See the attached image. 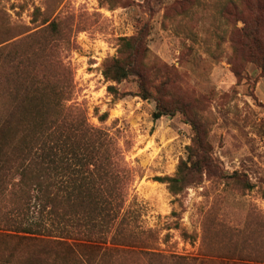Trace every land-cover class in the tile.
Returning <instances> with one entry per match:
<instances>
[{
	"label": "rangeland",
	"instance_id": "rangeland-1",
	"mask_svg": "<svg viewBox=\"0 0 264 264\" xmlns=\"http://www.w3.org/2000/svg\"><path fill=\"white\" fill-rule=\"evenodd\" d=\"M114 59L132 72L120 83L104 76ZM26 96L55 100V126L80 115L118 148L129 175L106 180L123 196L104 234L125 253L104 264H264V0H0V124L39 119L36 103L19 107ZM189 154L209 163L173 194L160 180ZM25 201L0 193V233L27 236ZM39 220L40 239L83 240L69 220ZM32 252L20 246L13 264Z\"/></svg>",
	"mask_w": 264,
	"mask_h": 264
},
{
	"label": "trees",
	"instance_id": "trees-1",
	"mask_svg": "<svg viewBox=\"0 0 264 264\" xmlns=\"http://www.w3.org/2000/svg\"><path fill=\"white\" fill-rule=\"evenodd\" d=\"M138 45L137 40H128L125 44L132 54L139 52ZM131 73L120 59L108 62L104 69L105 78L116 83L127 79ZM108 91L116 93L113 86H109ZM65 93L59 94L60 99L68 101L63 98ZM29 102L37 104L38 120L26 118L24 128L20 131H16L17 126H14V114L0 124V193L8 186L10 192L24 194L30 201L17 207L16 211L20 209L17 213H22L21 209L24 211L23 207L30 206L32 202L35 212L32 214V223L18 228L20 233L27 236L0 233V264H13L15 251L24 244L33 248L29 259L34 261L32 263L27 259L29 261L24 264H61L67 260L72 264H104L114 254L125 253L109 246L104 234L106 222H115L120 217L123 196L115 186L107 188L106 180L115 179L114 176H118L120 170L124 172L123 177L129 175L128 171L122 169L120 162L114 160L119 153L113 140L102 130L91 127L80 115L67 124L64 121L60 126H55L56 121L48 118L53 108V102L49 99L26 96L19 100V107ZM163 114H156V117L160 118ZM103 119L104 116L100 118L101 121ZM192 126L197 129L194 124ZM80 136L86 137L87 142L83 143ZM208 163L202 157L193 160L189 154L187 160L180 163L174 177L160 181L167 183L171 192L177 194L195 181L196 173ZM13 171L18 178L11 179ZM57 177L58 190L63 193L59 200L55 195L51 198L52 192H49L56 187L51 182ZM97 183L105 185V191L104 188L98 191ZM44 216L49 220L52 218V222L61 218L69 220V227L81 234L83 240L70 242L68 239L71 237L68 238V235L72 231L69 230L65 232V237H36L45 230V226L38 221ZM4 218L7 219L8 215H4ZM62 230L65 231L64 228ZM13 240L16 243L11 247L10 242ZM150 256L157 257L155 254Z\"/></svg>",
	"mask_w": 264,
	"mask_h": 264
}]
</instances>
